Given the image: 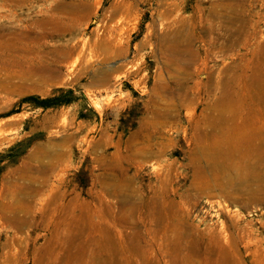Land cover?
Here are the masks:
<instances>
[{"label":"rangeland","instance_id":"obj_1","mask_svg":"<svg viewBox=\"0 0 264 264\" xmlns=\"http://www.w3.org/2000/svg\"><path fill=\"white\" fill-rule=\"evenodd\" d=\"M261 86L264 0H0V264H264Z\"/></svg>","mask_w":264,"mask_h":264},{"label":"bare ground","instance_id":"obj_2","mask_svg":"<svg viewBox=\"0 0 264 264\" xmlns=\"http://www.w3.org/2000/svg\"><path fill=\"white\" fill-rule=\"evenodd\" d=\"M256 79V78H255ZM258 79V78H257ZM257 79L255 81H257ZM262 80V79H261ZM261 90L258 91L257 93V96H255V98H258L259 103H264V86H261ZM228 99V97L226 96H223L221 99H220V103L226 101ZM233 99V98H232ZM236 101V100H235ZM234 101V102H235ZM219 103V104H220ZM224 112H220V114L215 117L213 119V122L212 124L215 125V126H218L219 128H222L223 132L225 135H227V144L229 145V148L230 149H225L226 146H223V144H226L225 142H223V137H222V140L218 139L216 140L215 142V145H214V152H215V155H217L216 157H219L220 155H228V156H232V158L235 156L236 157V154L243 157L242 159L246 160V159H249L250 157H254L255 154H259V156H263L264 155V143L260 141V138L258 137V133H253L251 132V130H249V132H244L246 129L248 128H245V125L244 126L241 124L239 125L238 123H236L237 121H235L236 117L235 116H232L233 113H231V117L228 118L226 117L224 114ZM238 113V112H237ZM230 120V121H229ZM230 122H231V126L230 125ZM229 126V127H228ZM248 126V125H247ZM246 126V127H247ZM249 127V126H248ZM237 128H241L242 132L245 133V140L243 139V134L242 136H240L238 138V135L240 134V129L237 130ZM237 130L236 132H232V130ZM245 129V130H244ZM254 129V128H253ZM231 130V131H230ZM230 131V132H229ZM253 131V130H252ZM237 135V136H236ZM235 137V139H234ZM238 141H237V140ZM231 140H233L231 142ZM235 140V141H234ZM262 151L263 154H261L259 151ZM214 155V154H213ZM221 156V157H222ZM257 156V155H256ZM238 157V156H237ZM228 158V157H225V159ZM218 159V158H217ZM258 159V158H257ZM223 160V159H222ZM243 160V161H244ZM260 160H261V157H260ZM242 161V160H241ZM244 163V162H243ZM12 220V219H11ZM19 221V220H18ZM161 222V221H160ZM21 223V226L23 227V225H26V223H28V220L25 219L24 221H20ZM69 223V222H68ZM71 223V222H70ZM162 223V222H161ZM75 240V239H74ZM73 240V241H74ZM74 243V242H73ZM81 245V244H80ZM84 245V244H83ZM82 246V245H81ZM85 247V246H83ZM86 252V251H85ZM96 255V254H95ZM97 257V256H96ZM99 257V256H98ZM105 257V256H103ZM103 257H100V258H103ZM107 258L104 260H100V264H116V262L114 261V258L112 259V257H108L106 256ZM92 258V257H91ZM94 258V256H93ZM91 260V259H90ZM175 260V259H174ZM218 262V261H217ZM97 263V262H96ZM98 264V263H97Z\"/></svg>","mask_w":264,"mask_h":264},{"label":"trees","instance_id":"obj_3","mask_svg":"<svg viewBox=\"0 0 264 264\" xmlns=\"http://www.w3.org/2000/svg\"><path fill=\"white\" fill-rule=\"evenodd\" d=\"M57 92H58V94H54L52 96L45 97V98H42V97L36 96V95H31V96L24 98V100L34 102L35 104L42 106L44 108L54 107V106H58V105H62V104L72 102L73 98H71V97L65 98L64 97L63 93L65 91H63V89H59Z\"/></svg>","mask_w":264,"mask_h":264}]
</instances>
